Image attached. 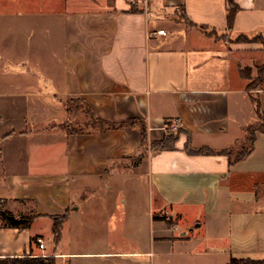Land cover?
Segmentation results:
<instances>
[{"label":"crops","instance_id":"obj_1","mask_svg":"<svg viewBox=\"0 0 264 264\" xmlns=\"http://www.w3.org/2000/svg\"><path fill=\"white\" fill-rule=\"evenodd\" d=\"M234 3L229 35L264 41V0ZM226 15V0H0V200L34 219L26 231L0 227V261H264V134L233 166L185 151L235 148L258 120L253 94L264 114V78L252 94L240 74L255 66L251 53L264 60L263 46L219 42ZM79 106L110 126L134 124L62 131L83 122ZM172 122L182 131L173 150H152ZM108 198L118 201L111 223L148 252H75L65 242L80 203L86 214ZM63 215L55 244L51 219Z\"/></svg>","mask_w":264,"mask_h":264},{"label":"rangeland","instance_id":"obj_2","mask_svg":"<svg viewBox=\"0 0 264 264\" xmlns=\"http://www.w3.org/2000/svg\"><path fill=\"white\" fill-rule=\"evenodd\" d=\"M213 35V34H212ZM211 35V37H212ZM217 40L219 42L224 43L226 47H229L230 45L234 44H240V45H260V42L256 40L255 38H233L229 34L223 35V36H217L215 35ZM249 57L255 58L254 59V67H247L250 75V81L248 83V92H253L258 89V84L259 80L261 78H264V72L262 75L259 74L260 71H262L264 67V60H256V54H250ZM251 97L255 98V94L251 95ZM262 122L258 119L255 126L261 125ZM62 126H68L67 124H64ZM60 126V127H62ZM71 127V126H70ZM248 137L247 134L244 136V139L238 143L235 148L232 149V151L238 153L242 147L247 148L248 147ZM126 190V188H125ZM97 199H94L90 201V211L89 213L84 214V210L87 205L84 204L83 202L80 203V208L81 211L78 212L77 214L74 215L73 220L70 224L69 228V234L67 236L66 241H69L73 243L72 249L75 252H93L95 254H100V253H110L111 250H129L133 251L136 248L139 249V251L142 252H148V248L146 245L142 244L139 242L138 244H131L130 245V233L133 232L131 231L128 226L126 227H117L115 228L113 223H111V216L115 215L114 213H119L118 208L115 207V204L117 199L115 198H108L106 199V203L102 205V208L104 211H102V208H98L97 205H94ZM116 201V202H115ZM83 208V209H82ZM65 216V215H63ZM63 216H54L53 219H56V222L58 224L61 223V219ZM164 221L169 220L167 216H163ZM100 219H105L104 222H102ZM171 227L175 223L173 220H169ZM166 223V222H165ZM167 225V224H166ZM65 226V225H64ZM64 226L62 228L60 236H58L59 241L62 238V232L64 229ZM36 229V227H35ZM56 236L53 230V241L55 244H58V242H55ZM63 242V244L65 243ZM128 243V244H127ZM45 259L42 257H33V258H28V257H22L21 260H1L0 264H20V262L27 261V259ZM50 260H54L49 258ZM126 261H131V264H148L149 259L146 258H129L125 259ZM49 264V263H48ZM71 264H121L118 262L116 259H97L94 258L92 260H73Z\"/></svg>","mask_w":264,"mask_h":264},{"label":"trees","instance_id":"obj_3","mask_svg":"<svg viewBox=\"0 0 264 264\" xmlns=\"http://www.w3.org/2000/svg\"><path fill=\"white\" fill-rule=\"evenodd\" d=\"M227 3V15H226V25H227V33L230 34V32L233 30L234 21L236 14L238 12V8L236 7L234 0H226ZM189 27L195 28L193 25H189ZM202 31H205L206 29H202ZM215 35V33H211L208 36ZM239 38H248V37H239ZM256 40L260 42V44L263 46L264 49V41L261 37H256ZM264 72V67L262 71L259 72L260 75H262ZM240 74L243 79L250 80V75L248 69H241ZM263 79L259 80L258 86L262 83ZM251 102L255 108L256 115L258 119L262 122L261 125L250 127L247 132L248 137V147H242L238 153L235 154L232 150L222 151L218 154L215 152L209 150V149H199V150H193L189 147V144L186 145L185 151L189 156H226L229 160V165L233 166L243 160H245L247 157H249L253 151H254V145L256 141V134H264V114L261 112L260 105L256 99L251 97ZM81 110L82 114L84 115L83 122H80L78 127H68V126H62L60 129L68 134H80L84 133L85 130H100V132H105L106 130L110 129H121V128H128L131 127L134 123L133 122H127L124 125H117V126H110L108 124H105L101 121H97L94 119L91 115V112L86 107L79 106L78 108ZM140 124V130H141V136H142V142L143 146H146L147 144V131L144 124ZM166 131L167 135L165 136L164 140L161 143L152 144L151 149L154 151L159 152H165V151H171L173 150L174 144L178 140V136L182 134V131H179L177 133H173L169 129V123L166 125ZM140 159H137V162L135 165L139 164ZM53 223V230L55 233V242H59V237L62 231L63 226L66 223L67 217L66 215L62 217V221L60 224L56 222V219H51ZM34 219L32 217L28 216H19L15 217L12 215V213L9 211L8 203L5 201L0 200V227L2 229H10V230H18V231H26L31 228V225L33 223ZM167 226L171 228V223L169 220L165 221ZM37 238L31 239V243L37 242ZM22 259V258H21ZM20 258H15L11 260H21ZM55 264L54 260L50 259H27V261L20 262V264ZM229 264H264V261H251V260H231Z\"/></svg>","mask_w":264,"mask_h":264},{"label":"built area","instance_id":"obj_4","mask_svg":"<svg viewBox=\"0 0 264 264\" xmlns=\"http://www.w3.org/2000/svg\"><path fill=\"white\" fill-rule=\"evenodd\" d=\"M157 35H159V36H165V32L164 31H159L158 33H157ZM169 129H170V131L171 132H173V133H177L178 132V125H177V123H169ZM37 244H38V247H39V249L40 250H43L44 249V243H43V241L42 240H37Z\"/></svg>","mask_w":264,"mask_h":264}]
</instances>
